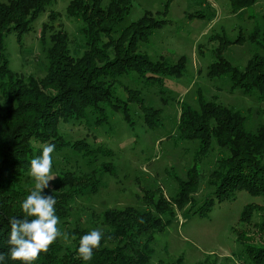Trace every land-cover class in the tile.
<instances>
[{
	"label": "trees",
	"instance_id": "16d2710c",
	"mask_svg": "<svg viewBox=\"0 0 264 264\" xmlns=\"http://www.w3.org/2000/svg\"><path fill=\"white\" fill-rule=\"evenodd\" d=\"M55 1H0V253H9V220L26 217L21 205L35 188L25 178L31 171L30 161L42 155L45 144H55L52 157L66 148H74L89 162L114 154L111 148L102 144L93 147L83 139L67 140L61 133L62 123L83 120L89 112L95 113L94 123H105L109 118L107 110L111 109L120 111L125 121L133 126L130 105L136 104L144 125L155 128L161 123L162 110L146 104L136 88L124 86L127 96L120 99L115 87L121 85L120 79L127 74L135 73L148 83H156L165 76L180 77L186 69L184 55L175 62L163 56L153 61L138 50L141 41L149 40L152 32L167 22L161 15L166 16L168 4L162 11H146L137 20L119 27L134 0H108L107 4H103L104 0H70L66 14L81 22L72 38L60 20L61 13L48 9ZM199 1L205 3L208 0ZM257 1L229 0L231 12L250 8ZM44 10H49L41 30V38L50 42L46 73L38 78L15 72L10 68L5 39L15 32L21 44L23 35L33 28V22ZM205 16L203 12L188 15ZM210 39L218 45L207 75H227L232 90L258 91L263 97L264 13L263 24L254 27L247 35L240 33L231 39L222 29ZM246 40L256 44L261 52L254 53L241 68L232 64L224 52L230 45L242 44ZM198 103L197 108L186 102L180 105L177 139L197 140L199 147L187 178L180 179L174 196L168 198L161 189L155 188L145 196L144 208H108L91 217L90 226L77 225L67 231L68 242L57 238L34 264H151L155 238L172 222L175 208L182 210L190 205L185 213L204 216L217 203L234 198L240 190L264 196V123L250 130L243 111L217 99L205 100L202 95L198 97ZM214 140L227 153L218 157L209 175L212 192L197 205L192 197L199 185L197 162L209 153ZM102 170L115 174V166L111 163L103 164ZM71 174L66 171L53 191H42V194L53 195L57 201L55 209L60 229L61 221L68 216L70 203L87 191L96 192L99 185L94 175ZM255 216L258 221L253 220ZM239 222L242 226H254L263 236L261 244L249 243L244 230L236 226L232 228L251 263L264 264V205L246 204ZM93 229L103 230L104 237L100 248L94 250L93 258L85 262L77 253L79 240ZM0 264L21 262L7 255ZM172 264H183L182 258Z\"/></svg>",
	"mask_w": 264,
	"mask_h": 264
},
{
	"label": "rangeland",
	"instance_id": "374dc122",
	"mask_svg": "<svg viewBox=\"0 0 264 264\" xmlns=\"http://www.w3.org/2000/svg\"><path fill=\"white\" fill-rule=\"evenodd\" d=\"M69 1L56 0L48 9L61 13V22L74 38L81 22L66 14ZM107 2L104 0L103 4ZM167 4L166 16L161 15L167 22L155 29L149 40L141 41L138 50L153 61L163 56L175 62L180 56H186L183 75L165 76L161 81L148 83L131 73L123 76L121 85L115 87L120 99H126L127 96L124 86L138 89L146 104L162 110L161 123L155 128L145 126L139 107L131 104L130 113L135 122L133 126L125 121L120 111L111 109L107 110L109 118L105 123H94L95 113L89 112L83 120L61 124V133L67 140L74 142L83 139L93 147L102 144L114 151L113 156H104L91 162L74 148L54 153L52 175L56 178L49 182L46 190L53 191L66 171L73 176L94 175L99 180L96 192L87 191L70 203L68 216L61 221L62 232L66 233L77 225L90 226L89 219L108 208H144L145 196L155 188L161 189L168 198L176 194L180 179L187 178L199 147L197 140L177 139L182 102L197 108L198 97L202 95L205 100L217 99L224 105L243 111L247 117L246 126L250 130L264 123V96L261 97L258 91L245 93L240 88L232 90L227 75H207L218 45L210 37L223 29L228 38L234 39L240 33L247 35L254 27L262 25L264 0H258L252 7L235 13L231 12L229 0H208L205 3L199 0H134L130 12L119 27L137 20L146 11H162ZM48 11L39 14L32 24L33 28L23 35L21 44L15 32L6 37V54L13 71L38 78L45 75L50 42L41 38V30ZM195 12H203L206 16L188 17ZM257 52H261V49L246 40L242 44L230 45L224 56L232 64L243 68ZM223 150L225 152L222 154ZM226 153L227 150L219 147L214 140L209 153L198 160L199 185L192 195L197 205L212 192L209 175L218 157ZM105 163L115 166V174L102 170ZM25 179L35 188V180L30 173ZM249 203L264 205V196L240 190L234 198L217 203L204 216L185 213L190 205L182 210L175 208L174 219L155 238L151 264H172L179 257L183 264H252L232 230L236 226L245 231L249 243H262L263 236L254 226H242L239 222L242 209ZM253 220L258 221V216ZM60 239L68 242L69 238Z\"/></svg>",
	"mask_w": 264,
	"mask_h": 264
},
{
	"label": "clouds",
	"instance_id": "9594fccd",
	"mask_svg": "<svg viewBox=\"0 0 264 264\" xmlns=\"http://www.w3.org/2000/svg\"><path fill=\"white\" fill-rule=\"evenodd\" d=\"M54 150L55 144H45L42 155L30 161V175L35 180V190L22 202L21 207L26 217H13L9 220L10 249L8 254L0 253V261L6 260L7 255H10L12 260L20 261L21 264H34L41 253L48 252L57 238H68L67 233L58 227L60 220L56 215V199L53 195L42 194L49 187V182L56 178L52 175ZM103 237L101 229H93L83 235L77 249L79 258L85 262L90 261L94 250L100 248Z\"/></svg>",
	"mask_w": 264,
	"mask_h": 264
}]
</instances>
